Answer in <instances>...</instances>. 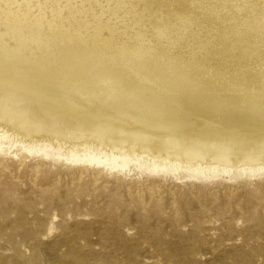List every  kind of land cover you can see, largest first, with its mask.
<instances>
[{"label": "bare ground", "instance_id": "6f19581e", "mask_svg": "<svg viewBox=\"0 0 264 264\" xmlns=\"http://www.w3.org/2000/svg\"><path fill=\"white\" fill-rule=\"evenodd\" d=\"M14 150L177 181L264 174V0H0Z\"/></svg>", "mask_w": 264, "mask_h": 264}, {"label": "rangeland", "instance_id": "374dc122", "mask_svg": "<svg viewBox=\"0 0 264 264\" xmlns=\"http://www.w3.org/2000/svg\"><path fill=\"white\" fill-rule=\"evenodd\" d=\"M15 152L0 155V264H264V174L177 181Z\"/></svg>", "mask_w": 264, "mask_h": 264}]
</instances>
